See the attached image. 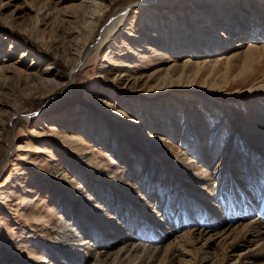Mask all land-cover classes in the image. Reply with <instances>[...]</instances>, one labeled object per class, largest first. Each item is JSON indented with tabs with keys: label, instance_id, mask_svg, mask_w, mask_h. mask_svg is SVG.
Listing matches in <instances>:
<instances>
[{
	"label": "rangeland",
	"instance_id": "obj_1",
	"mask_svg": "<svg viewBox=\"0 0 264 264\" xmlns=\"http://www.w3.org/2000/svg\"><path fill=\"white\" fill-rule=\"evenodd\" d=\"M88 1L0 0V41L5 42L0 49L6 51L11 48V45L13 46L10 62L17 63L16 61L21 59L22 52H26L27 55L16 64L20 69L25 70L30 66L36 69L39 66L41 68L50 66L53 71L52 77L64 83L68 79L71 80L68 74L70 71L68 63L73 61L86 39H93L95 35L99 39L107 29L109 21L125 11L124 21L117 25L106 44L101 49L92 51L89 58L87 55L80 61V67L75 71L74 79L69 85L65 87L62 85L52 91L51 86H38L34 80L28 81L20 75V72L4 73L0 77V100L8 102L14 109L26 107L23 113L11 119H9V112L6 111H11L10 108L0 109V122L3 125L0 128V264H71L72 262L68 259L74 258L72 253L76 255L75 252L80 251L81 256L88 255L89 250L72 246L78 243L80 245L82 243L80 239L86 236L78 234L77 225H74L76 220L74 211L77 210V215L80 214L81 220L86 224L83 233L88 236L95 234L101 236L103 231L90 228L88 224L90 219L85 220V216L94 217L97 220L102 217H114L109 213L111 209H115L117 202L114 198L107 201L105 196L103 199L107 201L106 205L99 201L96 202L97 208L92 209L86 201L88 196L85 197L83 191L92 193L90 197L94 196V192L97 194L102 192L101 194L105 195V192H111L113 187L116 188L117 184L126 186L132 181L128 175L129 168L122 163V159L114 157L113 148L116 144L107 149H98L96 156L98 159L102 158L99 168L92 167L93 169L89 170L91 173L88 170L82 172L77 169L78 159L72 157L68 151L76 142L67 147L60 146L61 137L56 136L55 131L81 135L87 141L90 140L89 147H100L95 140L88 137L103 135L106 139L105 128H98L94 136H91L92 131L97 122L99 125L102 120L111 121L113 118L117 123L115 127L118 128L115 132V141L127 140L137 149L145 151L149 144L146 133L149 132L139 127L144 121L138 118L142 113L138 111V115L135 116L133 112L138 110L137 106L133 105H137L140 100H165L167 102L165 109L169 104L171 113L180 117L178 120L172 117L178 124L181 122L180 129L185 121L187 122L186 130H192L198 125H209L207 131L212 133L210 136L207 133L206 136L212 140L211 142L222 131L221 124L216 126L217 120L213 118L221 117L222 121L226 120L231 126L234 125L236 135L245 136L244 126L250 127V124L255 122V118L264 113V62L257 66L256 71L246 74L240 73L243 66L239 62L227 76L199 73L196 77L192 74L174 82L157 84V77L160 75L154 77L148 75H152L160 67L180 65L188 58L181 54L172 56V52L168 50L169 57L161 62L157 59L158 53L164 50L156 52V49L163 48L164 39L162 34L161 37L158 35L160 38L154 37L152 32L154 29L147 21L146 11L152 5L154 8L159 7L160 1L151 0L153 3H147L149 5L147 8L144 7L146 4L143 1L150 0H110L109 7L105 8L106 4H104L105 9L101 15L104 20L101 24L99 23L100 25L98 24L97 33L95 29L92 31L95 23L94 13L92 15V12H86L85 8L69 7L71 4L83 2L88 9ZM174 2L175 7L181 10L178 13L179 17H186L188 9L195 10L194 0H174ZM43 4L50 5L51 11L52 8L56 11L48 20L50 25L41 26L40 29L43 31H40L34 40H30L28 32H31L30 29H33V23L36 22V10ZM197 11L192 15L195 22L198 17ZM20 12L23 17L17 18V13ZM67 14L72 17H68ZM7 19H13L18 32H12L5 26ZM61 28L65 31L60 30ZM246 42H249L248 39ZM111 50L114 52L111 53ZM3 51L0 53L1 57L4 55ZM218 56L220 53L213 54L209 58L214 59ZM111 58L115 60V63H122V66H111ZM202 58H198L199 61ZM32 61L34 64H31ZM129 75L131 78L128 77ZM151 94L158 95L149 98ZM24 96H27L26 102L21 101L22 97L25 98ZM208 99H212L213 103L223 108H229L233 119L229 113L221 116V110L218 107H216V114L208 113L205 109ZM122 100L127 104L132 100L135 101L131 108L133 119L128 117L130 120H127L125 117L120 120V114L115 113V107L118 111L124 110L120 105ZM105 102L109 105L104 106ZM215 126L218 127L217 133H215L217 129L214 130ZM152 148L151 152L148 151L151 154L149 156L151 162L160 159L157 156L158 150L155 149L157 147ZM9 151L10 155H8ZM138 154L142 155L140 152ZM90 155L92 154L89 153ZM141 155L136 157L142 162ZM139 174L140 170L136 177H139ZM153 177L152 174L151 178ZM260 178H257L256 185L260 184L257 186L261 194L257 195L254 191L256 188L251 190V186L247 187V183L244 184V190L239 192V196L242 197L241 193L246 192L244 195L247 194L248 198L244 199L248 204L254 202L253 204L257 206L253 205L254 208H258L264 193V178L261 179L262 181ZM25 213H29V217L33 214V218L27 221ZM254 218L256 215L253 216ZM100 223L105 224L103 221ZM60 226L64 228L62 231L71 232L73 237L76 235L77 240L72 237H70L71 240L65 239L64 236L60 237V233L56 234ZM103 226L112 227V225ZM72 227H74L73 231L70 230ZM107 230L112 231V229ZM153 237L145 235L133 242L140 241L142 245H152L150 239L152 240ZM144 239H148V244L144 242ZM87 240L90 239L87 238ZM124 243V240H120L108 250L110 249L112 254L120 246H124ZM57 245L68 249L70 258L64 255L66 250L60 251ZM100 249L90 250L93 255L86 259V264L94 263L93 256L95 257V253L98 254ZM140 253L143 255L142 251ZM10 257L17 259L16 262L10 260ZM234 259L232 257L229 264L234 263ZM134 263L135 261L131 262V264Z\"/></svg>",
	"mask_w": 264,
	"mask_h": 264
},
{
	"label": "bare ground",
	"instance_id": "obj_2",
	"mask_svg": "<svg viewBox=\"0 0 264 264\" xmlns=\"http://www.w3.org/2000/svg\"><path fill=\"white\" fill-rule=\"evenodd\" d=\"M159 1V7L154 8L152 5L150 8H153L146 11L147 21L154 29L152 31L154 37L158 35L161 37L162 34L164 39L163 48L156 49V52L164 50L158 53L157 59L161 62L169 57L168 50L172 52V56L181 54L188 58L180 65L160 67L152 75H148L149 77L160 75L157 77V84L174 82L192 74L196 77L199 73L227 76L232 73V69L239 62L243 66L240 67V73L246 74L256 71L257 66L264 62V0H194L195 10L188 9L186 17L178 16L181 10L179 11L175 7L174 0ZM143 2L146 4L144 7L147 8L148 4L153 3L151 0ZM104 4L107 8L111 2L110 0H89V10L83 2L71 4L69 7L72 9L85 8L86 12H92V15L94 13L95 23L92 26V31L95 29V33H97L96 28L104 20L101 16L105 9ZM55 11V8H52L51 11L48 4H43L36 10V22L33 23L31 32H28L30 40H34L35 36L43 31L40 29L41 26L48 27L50 25L48 20L51 19ZM196 11L198 17L195 22L192 15ZM124 12L117 14L114 20L109 21L107 29L99 39L96 35L93 39H86L73 61L68 63L70 66L68 74L71 80L68 79L65 83L57 81L55 77H52L53 71L50 66L45 68L39 66L37 69L30 66L25 70L20 69L16 64L27 53L22 52L21 59L16 61L17 63H11L12 45L6 51L0 49V53L4 52L2 57L0 55V77L4 73L20 72V75L28 81L34 80L38 86H51L52 91L62 85L64 87L69 85L74 79L75 71L80 67V61L84 60L87 55L89 58L92 51H97L106 44L117 25L119 26V23L122 24L124 21ZM67 16L72 17L68 14ZM20 17H23L21 12L17 13V18ZM5 24L12 32H18L13 19H7ZM60 30L65 31L62 28ZM247 39L249 42H246ZM4 43L0 41V48ZM113 52L111 50V53ZM219 53L220 56L217 58H209L211 55H219ZM201 57L206 59L202 58L199 61L198 58ZM111 61V66H122V63H115L113 58ZM31 64H34V61ZM162 72L164 73L162 74ZM128 77L131 78L130 75ZM258 86L260 87V85ZM157 95L151 94L149 98L157 97ZM24 97L21 98L22 102L27 101V96ZM164 101L158 99L140 100L137 105H133L134 100L128 104L122 100L120 105L124 110L118 111L115 107V113L120 114V120L125 117L127 120H130L128 117L133 119L134 115H138V111L142 113L138 118L144 120L143 124L137 123H140V129H147L149 132L146 133L149 144L145 151L137 149L133 143H128L127 140L125 142L115 141V132L118 131V128L115 127L117 123L113 118L111 121L102 120L103 122L101 121L99 125L97 122L92 131L91 136H94L98 128H105L106 139L103 135L88 137V139L95 140L100 147H89L90 140L87 141L81 135L76 136L55 131V135L61 137L60 146L67 147L76 142L68 151L72 157L78 159L77 169L82 172L99 168L102 158L98 159L96 156L98 149H107L116 144L113 148L114 157L123 160L122 163L129 168L128 175L132 180L126 186L117 184L116 188L113 187L111 192H105V195L97 191L99 194L94 192V196L90 197L92 193L83 191L85 197L88 196L86 201L92 209L97 208L96 202H104L106 205L107 201L112 198L117 204L115 209H111L109 213L114 217H102L97 220V218L85 216V220L90 219L88 221L90 228L103 231L101 236L96 234L88 236L83 233L86 224L81 220V215H77L78 212L75 209L74 225H77L78 234H82L80 236H86L80 239L82 241L80 245L78 243L72 246L83 247L89 252L88 255L81 256V252L76 251V255L71 254L74 258L68 260L72 262L71 264H86V259L93 255L91 249L101 248L100 252L95 253V257L93 256L95 258L93 264H131L132 261H135L134 264H155L156 261V264H229L232 257L233 259L236 257L232 264H264V193H262L263 197L260 199L258 208L253 207L254 202L246 203L245 199L248 198L247 194L244 195L246 192L241 193L243 197L239 196V192L244 190L246 183L247 187L251 186V190L256 188L254 191L257 195L260 193L259 186H257L260 184L256 185V182H258L257 178L261 177L260 180L264 178V113L259 114L250 127L244 126L245 136L236 135L234 125L231 126L226 120L222 121L221 117L213 118V120H217L216 126L221 124L222 131L211 142L212 140L206 136L207 133L209 136L212 133L207 131L209 125H198L192 130H186L187 122L185 121L180 129L181 122L177 123L180 117L171 113L169 104L165 109L164 106L167 102ZM208 101L205 106L208 113L216 114V107H218L221 110V116L229 113L233 119L229 108H223L221 105L213 103L212 99H208ZM103 105L108 106L109 104L105 102ZM132 105L138 108L137 111L133 110L134 115L131 111ZM0 106V109L10 108L11 111L6 110L9 112V119L23 113L26 108L16 107L14 109L3 100H0ZM172 117L177 120H173ZM216 126L215 133L218 131ZM1 127L3 125L0 122ZM152 147H157L155 148L158 150L157 156L161 160H152L151 162L149 159L151 154L148 151L151 152ZM139 152L142 155L138 154ZM10 153L9 151L8 155ZM89 153L92 155L89 156ZM135 154L142 156V162ZM129 155L135 156L133 158ZM139 170V177H136ZM152 174L153 178H151ZM105 196H107V201L103 199ZM250 198L252 197L250 196ZM255 215L256 218L253 219ZM31 218H33V214H30L29 217V213H25L27 221ZM35 218L37 217L35 216ZM100 221L105 224H101ZM103 225H112V227ZM62 228L60 226L56 234L60 233V237L64 236L69 240H71L70 237L76 239V235L73 237L71 232L62 231ZM107 229H112V231ZM70 230L73 231L74 227ZM150 233L151 235H149ZM145 235L154 236L152 240L150 239L153 246L142 245L140 241L133 242ZM120 240L125 241L124 246H120L111 254L108 248L119 243ZM147 240L144 239L146 244H148ZM57 247L60 246L57 245ZM64 248L60 247L59 250L62 251ZM64 250H66L64 255L70 258L68 249ZM141 251L143 255L140 253ZM38 258L40 257L38 256ZM9 259L15 260V262L17 260L12 257Z\"/></svg>",
	"mask_w": 264,
	"mask_h": 264
}]
</instances>
